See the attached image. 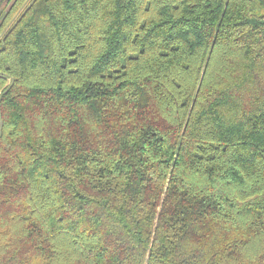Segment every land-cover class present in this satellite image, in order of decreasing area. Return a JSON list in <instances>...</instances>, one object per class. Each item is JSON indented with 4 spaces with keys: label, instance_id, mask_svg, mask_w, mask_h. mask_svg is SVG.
<instances>
[{
    "label": "trees",
    "instance_id": "obj_1",
    "mask_svg": "<svg viewBox=\"0 0 264 264\" xmlns=\"http://www.w3.org/2000/svg\"><path fill=\"white\" fill-rule=\"evenodd\" d=\"M0 264H264V0H0Z\"/></svg>",
    "mask_w": 264,
    "mask_h": 264
}]
</instances>
